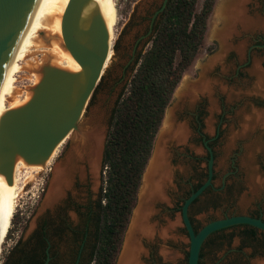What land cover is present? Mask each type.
I'll return each mask as SVG.
<instances>
[{"label": "rangeland", "instance_id": "374dc122", "mask_svg": "<svg viewBox=\"0 0 264 264\" xmlns=\"http://www.w3.org/2000/svg\"><path fill=\"white\" fill-rule=\"evenodd\" d=\"M202 1L196 0L195 11L199 9ZM160 2L161 0H114L117 23L111 48L115 45L116 54L114 55L112 50L103 73L104 75L106 70L108 71L103 86L92 93L77 121L78 127L97 128L101 132V146L111 122L115 102L131 75L132 59L134 55L148 47L147 41L151 35V33L147 35L148 23ZM226 2L229 4L227 12L220 15L219 8ZM236 8L240 16L238 14L235 20H245V23L242 27H235L225 47H222L218 37L229 27L228 14ZM27 55L0 78V99L8 98L6 93L8 89L18 88L22 91V89L26 90L25 88L30 90L34 86V77L25 66L27 62L40 63L41 51ZM128 56L131 57L130 60L127 59ZM218 56H221L218 63L208 67L209 62ZM255 69L260 75L255 74ZM259 76L262 80H259ZM204 80L210 81L209 93L198 94L192 102L183 97L186 94L185 84L192 86ZM196 109L201 111L202 132L207 137L211 138L214 128L217 124L220 125V136L211 144L214 152L211 188L221 192L220 197L215 202H208L200 214L195 213V207L191 210V218L196 230L210 221L231 215L247 216L251 213H260L264 218V0H242L240 3L229 0L214 1L206 20L201 47L173 91L153 145L155 146L163 128L167 112L171 111L173 120L180 121L182 117L185 118ZM180 122L178 123L181 124ZM74 132L71 131V134L69 133L59 145L49 166L39 173L29 172L25 176L22 173L17 174L22 190L13 200L11 217L14 215V219L10 220L7 227L8 236L6 238L4 236L5 239L3 238L0 246V264L5 254L10 252L17 242H24L34 226L32 222L42 214H39L40 204L50 179L52 166L67 161L61 168L65 169L68 181L70 178L72 181L74 176H77L76 173L81 174L86 158L77 156L74 152L77 145V141L72 138ZM195 154L202 157L204 155L200 148L195 150ZM199 167L204 168V163H200ZM97 171L98 185L95 191L92 190L90 181L77 179L80 180L78 181L80 193L84 194L88 190L91 200L99 192L100 162ZM143 173L145 174L144 171ZM191 173V168L188 166L186 171L180 172V175L182 178H187ZM143 177L114 264H118L133 213L139 204ZM186 186L187 184L182 182V191L174 193L171 184L168 183L164 196L167 192L173 194V202L179 207L182 204L179 196L187 188ZM167 202L166 198V203L159 201L154 203V206L158 204V208L160 206L170 208L171 204ZM168 222L174 223L173 230L171 229V233L168 234L165 231L164 237L158 234V242L154 243L151 238L148 240L144 238L145 246L138 242L142 251H140L142 260L147 261V264H186L188 242L179 222V210H174L169 218H162L158 230H165ZM150 223L154 224V222ZM237 231V229H229L213 235L210 240L216 241L211 246H204L199 264L225 263L227 259L232 260L236 257L240 264H264L262 260L264 254L258 252L254 254L249 248L236 251L241 245ZM228 247L229 251H227ZM142 260L140 264H145Z\"/></svg>", "mask_w": 264, "mask_h": 264}, {"label": "water", "instance_id": "95a60500", "mask_svg": "<svg viewBox=\"0 0 264 264\" xmlns=\"http://www.w3.org/2000/svg\"><path fill=\"white\" fill-rule=\"evenodd\" d=\"M167 1L161 0L160 7L153 12L147 35L151 33L153 19L164 10ZM29 36H40L46 40L45 44L48 41L61 43L67 51V60L63 70L53 66L48 59L40 61L34 70L37 83L30 88V94L0 119V232L14 159L20 157L23 163L29 165L43 164L52 150L78 128L81 112L106 69L104 62L108 52H112L97 0H0V67L11 45ZM207 151V177L180 206L179 221L188 242L186 264H198L202 243L216 231L247 225L264 233L263 221L242 215L210 221L194 232L187 210L211 185L212 161L208 148ZM101 155L102 150L93 171L85 160L93 191L98 185L97 170ZM66 163L52 166L39 214L50 209L65 194L68 180L59 193L47 200L57 169Z\"/></svg>", "mask_w": 264, "mask_h": 264}, {"label": "trees", "instance_id": "16d2710c", "mask_svg": "<svg viewBox=\"0 0 264 264\" xmlns=\"http://www.w3.org/2000/svg\"><path fill=\"white\" fill-rule=\"evenodd\" d=\"M214 1L203 0L195 11L196 0H168L149 36L148 47L132 59L131 75L115 102L102 148L93 264L115 262L164 110L201 47ZM112 50L115 55V45ZM107 74L106 70L95 90L103 86ZM233 227L240 229L238 250L250 248L254 254H264L263 232L247 225ZM10 253L5 254L2 264H9ZM219 264L240 261L227 259Z\"/></svg>", "mask_w": 264, "mask_h": 264}, {"label": "bare ground", "instance_id": "6f19581e", "mask_svg": "<svg viewBox=\"0 0 264 264\" xmlns=\"http://www.w3.org/2000/svg\"><path fill=\"white\" fill-rule=\"evenodd\" d=\"M238 2L242 0H229V2ZM101 13L103 15V19L106 26L108 43L110 46L112 45L114 39V32L117 23V10L114 3V0H97ZM228 3H223L219 8L220 15H223L227 12ZM118 9V8H117ZM239 10L236 8L231 11V14H228L229 27L226 31L219 35V42L222 47H225L226 41L228 37L231 35L233 31H235V27H242L245 23V20H235L240 16ZM238 15V16H237ZM234 19V20H233ZM227 21V24H228ZM116 39V38H115ZM46 40L42 39L40 36H29L23 38L15 43H13L10 47V50L0 67V78L3 77L5 72L12 66H14L17 61L23 60L28 56L27 54H34L35 52L41 51V62L48 59L50 63L59 69H64L67 60V51L64 49L61 43L48 41L45 44ZM111 52L109 51L107 54V58L104 62V68L107 66ZM221 56H218L212 59L208 67H212L218 63ZM33 63V62H32ZM27 62L25 68L30 70L34 79L33 83L36 85L37 83V73L34 70L38 67L39 63L32 64ZM15 67V66H14ZM13 69V68H12ZM15 69V68H14ZM17 69V68H16ZM255 74L260 75L259 71L255 69ZM259 80H262L259 76ZM209 80H204L201 83H197L195 85H186L185 95L183 97L187 98L189 102H192L198 94H204L206 92L209 93ZM184 86V85H183ZM26 90L8 89L6 91L8 98L0 99V119L5 114L6 111L13 109L18 105V103L30 94L29 89ZM23 93V94H22ZM180 94V93H179ZM182 97V96H181ZM6 103V105H5ZM71 134V133H70ZM187 137V130L183 123H176L171 116V111L167 112L165 117L163 128L155 142V146H153V150L151 157L148 161V166L145 169V174L140 191L139 196V204L133 213V219L131 220V225L128 235H126L124 245H122L123 249L121 251L118 264H140L139 255L142 252L139 247L140 238L143 237L145 239H150L155 232L154 224H151L148 219L152 214L154 203L159 201L166 202L165 187L171 181V170L168 165V156L166 152V145L169 142L174 144H182L184 143ZM72 138L77 141V145L74 149V152L77 156H83L86 158L89 168L93 171L96 165V162L99 157V152L101 146V138L102 134L97 128H86L78 127L76 128ZM63 142V141H62ZM60 142L50 153L47 160L43 164L39 165H29L23 163L20 157H16L14 159L12 165V178L10 181V191L8 194L7 204H6V212L5 218L3 222V226L0 232V246L2 245L3 238L5 236L7 227L9 226L11 219V210L13 209V200L15 197L21 192V183L17 177V174L22 173L24 176L29 172L39 173L45 167L49 166L53 157L57 152V148L61 145ZM74 154V156H75ZM80 158V157H79ZM67 170V169H66ZM65 169L61 168L57 169L55 173V179L53 184L49 189V193L47 195V200H51L55 196L56 193H59L61 188L65 186L67 183ZM22 182V181H21ZM167 188V187H166ZM168 201V199H167ZM164 202V203H165ZM169 202V201H168ZM167 202V203H168ZM158 205V204H157ZM152 217V216H151ZM153 223V222H152ZM156 224V223H155ZM176 224V223H175ZM174 223L168 222L165 230H158V234L164 237V233L169 232L168 230L173 229ZM167 234V233H166ZM142 238V239H143ZM141 239V240H142ZM139 242V243H138ZM141 244V243H140ZM141 251V252H140ZM1 255V254H0ZM141 256V255H140Z\"/></svg>", "mask_w": 264, "mask_h": 264}, {"label": "flooded vegetation", "instance_id": "af4514ba", "mask_svg": "<svg viewBox=\"0 0 264 264\" xmlns=\"http://www.w3.org/2000/svg\"><path fill=\"white\" fill-rule=\"evenodd\" d=\"M159 7L160 3L155 8V11ZM161 13L157 14L153 19L154 21L151 26V32ZM201 116V111L196 109L192 113L187 114L185 118L182 117V120H180L181 122L174 120L176 123L180 122L184 124L187 130V137L182 144L175 145L174 143L169 142L165 147L166 152H168V165L169 168L171 167V189H173L174 193H178L182 191L181 183L183 182V184H187V188L179 196V199L182 200V202L192 191H194V187L198 184H202L207 177V163L209 159L207 148L211 154V173L213 174L212 166L214 152L211 144L213 141H217L220 136V125L217 124L214 128L212 137L209 138L202 132L203 124ZM198 148L201 149V152L203 151V157L195 154V150ZM202 162L204 163V168L199 167V164ZM188 166L192 171L191 176L182 178L180 172L186 171ZM80 173L81 174L79 175L76 173L77 176H74L72 181L70 178L69 186L65 189L63 197L57 200L50 209H46L37 219H35L34 226L24 242H17L13 246L10 253L9 264H93V252L97 243L96 234L98 226L96 220V201L99 197V192L96 193L93 200L89 199L90 193L88 190H86L84 194L80 193L78 188L80 182L78 181H90L86 165L82 167ZM212 174L211 181L213 177ZM79 178L80 180H77ZM220 195L221 192H216L210 185L190 204L187 210V216L193 229H196L191 218V210L193 207H195V213L200 214L205 209V205H207L208 202H215ZM172 196L173 194H170L169 192L166 193V198L171 204L170 208H165L163 206L158 208L157 205L153 207L154 214L151 215L152 217L150 216L149 222H154L156 229L151 237L154 243L159 241L158 227L162 222V218H169L172 212L176 209L179 210L180 214L181 205L176 207V202H173ZM247 216H256L257 218L264 219L260 216V213H251L247 214ZM179 222L181 224V221ZM229 229H237V232L240 231L238 227L232 228L231 226L210 234L202 243L200 254L202 255L201 251L204 246H211L215 243L216 240H210L213 235H217L220 232ZM172 230H168L169 232L166 233H171ZM182 231L185 234L183 226ZM142 238L143 237L140 238V242L144 244V238ZM149 242H151V240H149ZM236 251L238 252L239 250L236 249ZM139 257V260L141 261L143 259L142 255ZM232 260L237 261V257ZM262 260H264V257H262ZM144 263L147 264V261H144Z\"/></svg>", "mask_w": 264, "mask_h": 264}]
</instances>
